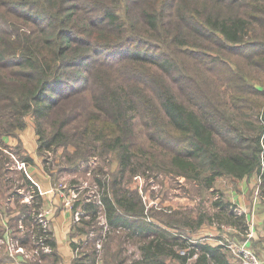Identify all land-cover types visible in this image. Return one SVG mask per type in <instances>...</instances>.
<instances>
[{
	"label": "trees",
	"instance_id": "1",
	"mask_svg": "<svg viewBox=\"0 0 264 264\" xmlns=\"http://www.w3.org/2000/svg\"><path fill=\"white\" fill-rule=\"evenodd\" d=\"M80 93L91 110L70 127L72 119L56 115ZM27 118L38 154L55 145L116 161L98 199L71 205L70 264H239L223 244L190 239L213 218L243 232L245 213L231 201L218 197L212 214L154 213L127 179L139 160L205 191L219 177L255 174L264 204V0H0V142ZM0 156V183L16 185L10 174L19 172L16 186L28 189L23 172L9 170L10 154ZM29 190L34 205L21 222L30 227L10 235L24 232L16 241L26 248L32 234L47 248L33 247L28 264H58L53 232L31 214L37 190ZM259 226L256 253L264 251V217ZM83 237L91 244L82 247Z\"/></svg>",
	"mask_w": 264,
	"mask_h": 264
},
{
	"label": "rangeland",
	"instance_id": "2",
	"mask_svg": "<svg viewBox=\"0 0 264 264\" xmlns=\"http://www.w3.org/2000/svg\"><path fill=\"white\" fill-rule=\"evenodd\" d=\"M73 104H75V107H72ZM89 110H91V107L89 106L86 94L80 93L73 97L69 101V105L64 107L63 110L60 108L56 116H58L59 119L66 120L67 117L72 119L71 121H73V123L70 124V127H72L79 122L80 115L86 114ZM252 119L259 123V120H257L254 115H252ZM139 130H142L140 125L136 127V133L138 138L141 139L143 137V131ZM247 133H249V131ZM38 136L32 122L27 118V125L23 130L17 131L15 136H6L4 142L1 140L0 151L5 149L10 152L14 158L8 162L10 163L9 166L17 168L22 167L23 173L26 169L31 179L35 182L37 181L32 171L36 172L37 169V173H39L41 177L47 174L53 190L67 197L70 201V207L74 200L98 199L102 193V189L98 182H102L104 179L110 178L116 173L117 165L114 158H112L111 155L99 156L96 154L87 156L86 158H79L66 152L63 153L61 150L57 149L55 145H51L38 154L36 152ZM13 138H16V141L12 142ZM260 144L262 145V151L264 153V136L261 137ZM28 148H30L31 151L28 150ZM23 154H28L31 160L24 161L20 159L23 157ZM6 162L7 159L4 158V156L3 158L0 156V167ZM26 162H29L31 167L28 168ZM138 163H140V166H137L136 171L132 173L127 180L132 190L137 192L147 208H151V211L154 213L179 209L186 213H197L199 210H204L212 214L216 211L212 206V202L223 195V199L231 201L230 203L235 205L233 210L240 214L243 210L234 202V197L238 196L241 199L242 206L245 207L247 211L246 213L244 212L247 226L243 232L237 231L229 224L218 222L213 218L203 223L198 229L191 233L190 239H199L211 244H223L226 249H230L233 256L239 261V264L240 258L238 253L233 250L232 247L237 242L248 240V246L264 263V251L261 250L262 252L256 253L252 246V241L258 239V236H260L256 233L258 224L257 219H262L264 217V204L260 202L257 193L259 183L257 175L253 174L250 177H244L242 179H232L225 176L219 177L214 184V188L205 191L199 190L197 185L195 186V184L189 182L184 177L171 176L170 174H166L163 169L141 166V160H139ZM39 167L43 171L39 169ZM21 178L19 172L10 174V180L16 183V185L22 183ZM45 181H47V178H45ZM242 185H244V188ZM26 195H28V193H26ZM85 197L89 198L85 199ZM79 215L80 212H75L74 219L77 220ZM96 221L99 225H102L104 222L103 214H100L96 218ZM252 229H254V233ZM101 234L102 237L105 238V230ZM22 235H24V232L17 233L14 239H12L10 235L9 239L12 243L17 244L16 240ZM90 236L95 238L94 243L101 249L102 238H97V233H90ZM82 241V247L91 244L89 243L87 245L86 238L84 237ZM35 242L34 236L31 234L24 250L30 252L33 247H36L35 249L38 253L46 251L41 243L36 244ZM183 252L184 251H182V253Z\"/></svg>",
	"mask_w": 264,
	"mask_h": 264
},
{
	"label": "crops",
	"instance_id": "3",
	"mask_svg": "<svg viewBox=\"0 0 264 264\" xmlns=\"http://www.w3.org/2000/svg\"><path fill=\"white\" fill-rule=\"evenodd\" d=\"M14 141H16L15 138L12 139V142ZM28 150L31 151L30 148H28ZM3 151L10 154L13 158L10 152L5 149H3ZM26 163L28 164V168L31 167L29 162ZM15 169H20L23 172L22 167H9L11 172ZM39 169L41 168L39 167ZM32 172L37 182L31 179L26 169L24 171L26 176L23 173L26 186L32 190H37V193L34 195L39 196V201L36 202L39 205V209L36 214H33L35 213L33 211L31 214L35 218H39L43 227L49 228V230L53 232L56 241V252L59 256L58 264H70L74 256V251L72 250L69 239L70 224L72 221V212L69 205L70 201L67 197L63 196L62 193H57L53 190L47 174L41 177V175L37 173V169L36 172ZM45 178H47V181H45ZM243 186L244 185H242V187ZM1 188L5 189V191H1ZM26 193H28V195H26ZM32 193L31 190L25 189V186L3 185L0 183V264H28L27 258L30 253L25 251V248L20 246L18 241H16L17 244L12 243L9 239V235L15 228L21 231L26 229V227L29 229L30 225L23 224L21 220L24 216L29 214V210L34 205L35 196H33ZM234 198V202L246 213L247 211L245 207L242 206L241 199L238 196ZM20 203L24 204V206L27 205L28 211L26 213L19 212ZM40 217L42 218L40 219ZM260 220L261 218L257 219L258 224L256 223V233L260 230ZM252 232L254 233V229H252ZM44 250H47V248H44Z\"/></svg>",
	"mask_w": 264,
	"mask_h": 264
},
{
	"label": "built area",
	"instance_id": "4",
	"mask_svg": "<svg viewBox=\"0 0 264 264\" xmlns=\"http://www.w3.org/2000/svg\"><path fill=\"white\" fill-rule=\"evenodd\" d=\"M232 249L238 253L240 264H264L259 256L248 246V240L235 243Z\"/></svg>",
	"mask_w": 264,
	"mask_h": 264
}]
</instances>
